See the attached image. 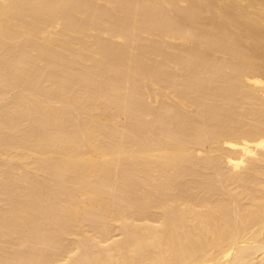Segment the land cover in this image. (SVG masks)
I'll return each instance as SVG.
<instances>
[{
  "label": "bare ground",
  "instance_id": "1",
  "mask_svg": "<svg viewBox=\"0 0 264 264\" xmlns=\"http://www.w3.org/2000/svg\"><path fill=\"white\" fill-rule=\"evenodd\" d=\"M0 264H264V0H0Z\"/></svg>",
  "mask_w": 264,
  "mask_h": 264
}]
</instances>
